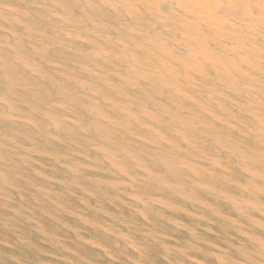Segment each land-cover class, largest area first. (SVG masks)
<instances>
[{"label": "bare ground", "instance_id": "bare-ground-1", "mask_svg": "<svg viewBox=\"0 0 264 264\" xmlns=\"http://www.w3.org/2000/svg\"><path fill=\"white\" fill-rule=\"evenodd\" d=\"M85 249L264 264V0H0V264Z\"/></svg>", "mask_w": 264, "mask_h": 264}, {"label": "rangeland", "instance_id": "rangeland-1", "mask_svg": "<svg viewBox=\"0 0 264 264\" xmlns=\"http://www.w3.org/2000/svg\"><path fill=\"white\" fill-rule=\"evenodd\" d=\"M43 164L44 165H46V166H49L48 165V163L47 162H43ZM54 191L55 192H59L60 193V190L58 189V188H54ZM64 195V197H65V202H67V205H68V207L70 208V209H73L74 211H77L79 214H81V215H86V216H88V218L89 219H93V220H95L96 218H100V216L99 215H96V217L94 218V214H93V212L92 211H84V210H82V208L80 207V205H79V203L77 202V201H75V200H77V196L78 197H80V198H82L85 202H88V203H90L91 205H95V203H94V201H91V200H89L85 195H83L82 194V192H80L79 190H72V192H71V194L69 195V194H63ZM14 200H17V199H14ZM105 207H107L106 205H105ZM111 212H114V213H117V214H119V213H121V212H118V211H116L113 207L112 208H110V207H107ZM122 213H123V215L124 216H127V212L126 211H122ZM129 217V216H128ZM62 219H63V221H65V222H68L70 225H72V226H74V227H80V231H81V233H83V234H85V236L86 237H88L89 238V236H92L93 235V233H92V231H86V229H83L82 227H81V225H79L78 223H76V222H74L73 220H70L68 217H62ZM136 221L138 222V223H142L140 220H138V219H136ZM105 225L106 226H109V225H113V222H112V220L110 219V220H105ZM44 225H45V227H46V230H48V231H50L51 230V227H50V225H49V223L46 221V222H44ZM20 227H23V225L22 226H20ZM163 227V226H162ZM161 227V228H162ZM19 229H21V228H19ZM167 229V228H166ZM123 230V229H122ZM56 232H58V234H63V233H61L60 231H58V230H56ZM200 233L202 234V232H201V230H200ZM206 238H210V237H206ZM32 240L34 241V242H36V243H40L39 242V240H40V236L37 234V233H33L32 234ZM103 244L106 246L107 244H106V242L104 241L103 242ZM47 248H48V245H47ZM48 250H51V249H48ZM90 250L91 249H85L84 251H81V253L85 256V257H87V258H89L90 257V260H95V264H108L109 262H108V260H106V259H99V258H97V259H95V256H92V254H93V251L91 250V253H90ZM53 251V250H52ZM89 256V257H88ZM149 256L150 255H147L146 256V258H149ZM119 260H121V264H129L128 263V261L126 260V261H123V258L122 259H120L119 258ZM52 262V261H51ZM5 264H14L11 260H9V261H7ZM52 264H54V261L52 262Z\"/></svg>", "mask_w": 264, "mask_h": 264}]
</instances>
